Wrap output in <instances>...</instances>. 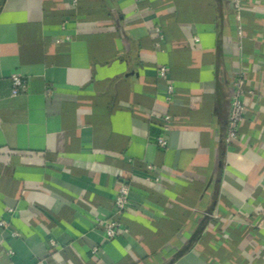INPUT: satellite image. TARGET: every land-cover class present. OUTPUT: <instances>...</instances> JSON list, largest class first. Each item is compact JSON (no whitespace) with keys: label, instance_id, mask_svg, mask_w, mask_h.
I'll return each instance as SVG.
<instances>
[{"label":"crops","instance_id":"1","mask_svg":"<svg viewBox=\"0 0 264 264\" xmlns=\"http://www.w3.org/2000/svg\"><path fill=\"white\" fill-rule=\"evenodd\" d=\"M1 220L0 264H264V0H0Z\"/></svg>","mask_w":264,"mask_h":264},{"label":"built area","instance_id":"2","mask_svg":"<svg viewBox=\"0 0 264 264\" xmlns=\"http://www.w3.org/2000/svg\"><path fill=\"white\" fill-rule=\"evenodd\" d=\"M244 0H229V4L231 7L238 11L239 6L241 2ZM240 33V32H239ZM195 42H197V39H194ZM160 76L165 75V69H160ZM11 81V96L15 97L19 94L20 88L23 86V80L21 79V76L18 73H13L10 77ZM232 94L229 99V111H228V117H227V123H226V136L224 139V142L227 146H230L234 141H236L238 137L239 127L243 121L245 109L243 105V99L245 97V89H244V79L241 75H238L233 83H232ZM173 87L167 86L166 87V93H165V99L166 101H170L173 97ZM162 134L157 137L156 139V145L160 149H166L167 147V140H166V133L169 130L170 127V117L165 116L162 119ZM129 195H130V185L124 181L122 182L115 194L114 200H113V219H109L107 221L102 222L101 219H97L96 223L99 226H102V230L104 233V237L106 241H111L115 238V236L121 232L125 231L123 229L122 223L119 221L123 215H125L128 205H129ZM11 210H8V213H10ZM0 228L6 229L7 223L5 221H0ZM10 236L12 238H18L19 234L16 232H11ZM50 244L54 246V243L51 241ZM93 253L97 252V249H93Z\"/></svg>","mask_w":264,"mask_h":264}]
</instances>
